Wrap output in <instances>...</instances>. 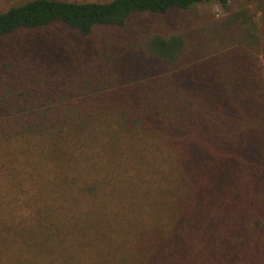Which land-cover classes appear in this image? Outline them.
Here are the masks:
<instances>
[{"label": "trees", "instance_id": "obj_1", "mask_svg": "<svg viewBox=\"0 0 264 264\" xmlns=\"http://www.w3.org/2000/svg\"><path fill=\"white\" fill-rule=\"evenodd\" d=\"M206 1L228 0L0 10V264H247L264 233V3L259 22L84 39ZM54 24L76 38L35 34Z\"/></svg>", "mask_w": 264, "mask_h": 264}, {"label": "rangeland", "instance_id": "obj_2", "mask_svg": "<svg viewBox=\"0 0 264 264\" xmlns=\"http://www.w3.org/2000/svg\"><path fill=\"white\" fill-rule=\"evenodd\" d=\"M23 1L25 0H0V10ZM260 2L264 3V0H228L225 7L221 8L214 1H206L196 3L186 9H170L162 15L146 13L135 14L128 19L126 26L121 29L109 26H99L84 39L98 42H108L113 44L112 46L115 47V44L121 41H127V43H129L131 38H134L140 32H144L147 28H158L166 32H181L184 30L190 31V29L194 26L212 23L220 29L223 28L221 25L227 24L230 17H233L236 12L243 9L247 10V13L252 18L251 20L259 22L260 11L257 9V4ZM42 32H56L63 42L64 39L69 40L76 38V34L72 30L66 29L60 24L50 25L45 29L36 31L35 34L39 35ZM25 35H27V33H25ZM16 36L17 34L11 36L8 45L15 41ZM5 40H8V38H0V48L6 45L7 42L4 44ZM258 61H260V59H258ZM249 237L254 238V236ZM249 243L251 250L245 246L242 250V252L245 253V256L244 258L241 257L240 261H245L247 264H264V233L258 239H251Z\"/></svg>", "mask_w": 264, "mask_h": 264}]
</instances>
